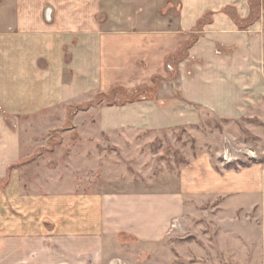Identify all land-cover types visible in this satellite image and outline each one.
Returning <instances> with one entry per match:
<instances>
[{
    "label": "crops",
    "instance_id": "1",
    "mask_svg": "<svg viewBox=\"0 0 264 264\" xmlns=\"http://www.w3.org/2000/svg\"><path fill=\"white\" fill-rule=\"evenodd\" d=\"M249 3L0 0V264H135L131 251L159 248L179 229L184 195L262 190L259 167L218 171L208 153L180 168L177 186L164 181L153 190L92 188L47 161L29 164L35 176L22 170L23 159L45 146L37 136L68 120L66 132L84 146L102 145L103 136L126 146L141 133L192 131L207 112L241 113L262 96L264 13L242 29L228 12L247 19ZM151 89L154 98L91 105L117 90ZM212 254L264 264V246Z\"/></svg>",
    "mask_w": 264,
    "mask_h": 264
},
{
    "label": "rangeland",
    "instance_id": "2",
    "mask_svg": "<svg viewBox=\"0 0 264 264\" xmlns=\"http://www.w3.org/2000/svg\"><path fill=\"white\" fill-rule=\"evenodd\" d=\"M249 4L251 15L247 19L239 18L233 10L228 12L242 29L258 23L264 13V0H250ZM211 20L212 17H207L198 26ZM262 77V96L249 100L241 113L218 118L207 112L202 123L192 131L141 133L135 136L134 143L125 141L126 146L113 145L104 136L102 145L84 146L78 135L66 132L73 125L68 120L65 127L68 130L57 129L48 137L37 136L38 140H45V146L23 159L22 170L35 176L37 171L30 170L29 164L40 161L41 166L47 161L50 168L69 167L76 176L88 179L92 188L135 191L143 187L153 190L154 185L164 181L177 186L180 168L193 156L205 153L211 156L218 171L239 173L257 166L263 174L262 190L257 195L213 199L205 195H184L186 210L175 234L159 248L139 247L131 254L135 264H243L248 260L259 263L257 258L221 257L212 252L258 251L264 246V58ZM154 96L153 89L133 95L117 90L105 98L96 97L91 105H124ZM82 158L87 162L83 163Z\"/></svg>",
    "mask_w": 264,
    "mask_h": 264
},
{
    "label": "water",
    "instance_id": "3",
    "mask_svg": "<svg viewBox=\"0 0 264 264\" xmlns=\"http://www.w3.org/2000/svg\"><path fill=\"white\" fill-rule=\"evenodd\" d=\"M51 13H52V9H47L45 11V17L48 21H51Z\"/></svg>",
    "mask_w": 264,
    "mask_h": 264
},
{
    "label": "trees",
    "instance_id": "4",
    "mask_svg": "<svg viewBox=\"0 0 264 264\" xmlns=\"http://www.w3.org/2000/svg\"><path fill=\"white\" fill-rule=\"evenodd\" d=\"M200 27V26H199ZM134 102V100H132Z\"/></svg>",
    "mask_w": 264,
    "mask_h": 264
}]
</instances>
